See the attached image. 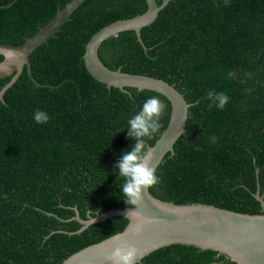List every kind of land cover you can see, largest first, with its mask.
<instances>
[{"label": "trees", "instance_id": "obj_1", "mask_svg": "<svg viewBox=\"0 0 264 264\" xmlns=\"http://www.w3.org/2000/svg\"><path fill=\"white\" fill-rule=\"evenodd\" d=\"M71 0H0V44L18 46ZM163 0H156L161 4ZM147 9L145 0H85L55 38L29 57L0 102V264H61L74 252L123 230L113 217L90 225L81 220L111 209L133 208L120 198L116 167L134 145L127 120L150 96L148 90L107 88L85 69L90 37L116 20ZM103 41L97 56L109 70L158 78L191 104L185 132L157 166L155 199L201 203L260 214L264 201V0H170L155 21ZM3 56L0 55V62ZM12 75L0 79V89ZM225 92L223 109L209 107L208 91ZM36 109L50 120L32 119ZM138 264H235L211 250L171 245Z\"/></svg>", "mask_w": 264, "mask_h": 264}, {"label": "water", "instance_id": "obj_2", "mask_svg": "<svg viewBox=\"0 0 264 264\" xmlns=\"http://www.w3.org/2000/svg\"><path fill=\"white\" fill-rule=\"evenodd\" d=\"M85 0H71L59 9L53 18L40 27L35 34L18 46L0 44V49L11 50L12 57L0 62V79L12 75L10 81L0 89L2 96L18 79L24 68L31 77L29 57L41 44L50 38H55L64 23L68 22L71 14ZM170 0L157 4L156 0H145L147 9L144 13L131 18L116 20L94 33L85 44L83 63L88 74L107 88H124L148 90L165 97L171 106L170 118L165 130L148 146L153 153L151 166L156 169L167 153H173V145L185 132L188 109L187 103L173 85L146 75L128 74L120 68L109 70L98 59L97 50L100 44L120 32L134 31L138 42L140 30L151 25ZM11 3L4 7L10 6ZM1 7L0 8H4ZM36 86H39L33 79ZM254 198L261 208L260 214L250 215L236 213L217 208L209 204L191 203L174 205L159 201L151 196L148 188L142 193L138 206L125 209H111L94 217L81 220L78 211L73 208L76 220L81 228L75 233H81L90 225L104 222L113 217L127 220L122 231L105 238L97 243L88 245L63 260L61 264H109L105 260L116 247H135L138 252L137 261L150 253L171 245L191 246L199 250H211L223 255L235 264H264V201L257 187ZM144 220L138 235L132 236L134 226Z\"/></svg>", "mask_w": 264, "mask_h": 264}, {"label": "clouds", "instance_id": "obj_3", "mask_svg": "<svg viewBox=\"0 0 264 264\" xmlns=\"http://www.w3.org/2000/svg\"><path fill=\"white\" fill-rule=\"evenodd\" d=\"M0 53L4 54L5 61L13 55L11 50L0 49ZM205 99L210 102L209 107L214 105L223 109L229 101V96L222 91L210 90L206 93ZM164 108L165 105L159 97L150 96L127 120V135L134 139V145L119 157L116 164L118 178L123 179V183L120 184V198L127 206H138L144 190L159 181L156 170L151 166L153 153L146 147L145 138H151L158 133ZM32 119L39 124H46L50 116L46 111L36 109ZM128 209L130 210L129 207ZM144 222L140 220L134 226L132 236L139 234ZM137 256L135 247H116L105 260L109 264H138Z\"/></svg>", "mask_w": 264, "mask_h": 264}]
</instances>
